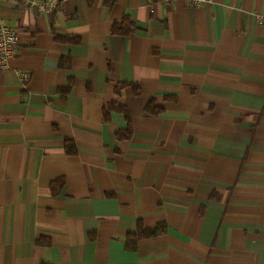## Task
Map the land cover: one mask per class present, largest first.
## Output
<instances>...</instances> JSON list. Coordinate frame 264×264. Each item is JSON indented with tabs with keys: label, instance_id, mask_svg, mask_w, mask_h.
<instances>
[{
	"label": "crops",
	"instance_id": "crops-1",
	"mask_svg": "<svg viewBox=\"0 0 264 264\" xmlns=\"http://www.w3.org/2000/svg\"><path fill=\"white\" fill-rule=\"evenodd\" d=\"M59 1L0 3V264H264V0Z\"/></svg>",
	"mask_w": 264,
	"mask_h": 264
},
{
	"label": "built area",
	"instance_id": "built-area-1",
	"mask_svg": "<svg viewBox=\"0 0 264 264\" xmlns=\"http://www.w3.org/2000/svg\"><path fill=\"white\" fill-rule=\"evenodd\" d=\"M4 0H0V3ZM26 8L34 9L38 12L52 14L60 4L59 0H21ZM163 5H169L175 0H158ZM192 4H207L210 0H186ZM19 32L17 29L9 27L0 21V69L10 68L9 61L18 52L19 49ZM21 76L24 80L28 79V74L22 72Z\"/></svg>",
	"mask_w": 264,
	"mask_h": 264
},
{
	"label": "trees",
	"instance_id": "trees-1",
	"mask_svg": "<svg viewBox=\"0 0 264 264\" xmlns=\"http://www.w3.org/2000/svg\"><path fill=\"white\" fill-rule=\"evenodd\" d=\"M128 26H130V23L128 21H127V25H126V23L116 25L115 28H114V32L115 33H125V32H128L129 31V28L127 29ZM121 109L124 110V112L128 116V113L125 110V108L124 107H121ZM129 136H130V132L120 133L118 135L119 138H125V137H129ZM138 231L139 232L133 234L132 238L129 239V245H130V247L135 248L133 246V244L136 245L137 244V241L140 240V239H143L144 237L156 236L157 234H159L161 232V228L160 227H156L155 229H150V230H147V231L139 228Z\"/></svg>",
	"mask_w": 264,
	"mask_h": 264
}]
</instances>
